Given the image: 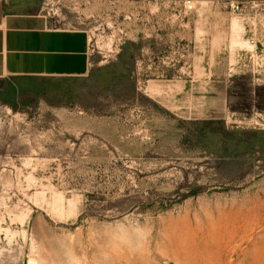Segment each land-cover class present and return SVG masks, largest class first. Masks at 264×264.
Instances as JSON below:
<instances>
[{
  "label": "rangeland",
  "instance_id": "374dc122",
  "mask_svg": "<svg viewBox=\"0 0 264 264\" xmlns=\"http://www.w3.org/2000/svg\"><path fill=\"white\" fill-rule=\"evenodd\" d=\"M43 4L90 71L0 104V264H264V0Z\"/></svg>",
  "mask_w": 264,
  "mask_h": 264
},
{
  "label": "crops",
  "instance_id": "0c3cea01",
  "mask_svg": "<svg viewBox=\"0 0 264 264\" xmlns=\"http://www.w3.org/2000/svg\"><path fill=\"white\" fill-rule=\"evenodd\" d=\"M90 62L89 34L54 27L43 0H0V104L52 103L71 80L88 76ZM213 80L202 74L179 85L214 86Z\"/></svg>",
  "mask_w": 264,
  "mask_h": 264
},
{
  "label": "bare ground",
  "instance_id": "6f19581e",
  "mask_svg": "<svg viewBox=\"0 0 264 264\" xmlns=\"http://www.w3.org/2000/svg\"><path fill=\"white\" fill-rule=\"evenodd\" d=\"M263 222H264V221H263ZM263 222H262V223H263Z\"/></svg>",
  "mask_w": 264,
  "mask_h": 264
}]
</instances>
